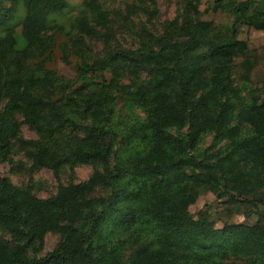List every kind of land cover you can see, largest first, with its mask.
Segmentation results:
<instances>
[{
	"label": "trees",
	"instance_id": "obj_1",
	"mask_svg": "<svg viewBox=\"0 0 264 264\" xmlns=\"http://www.w3.org/2000/svg\"><path fill=\"white\" fill-rule=\"evenodd\" d=\"M198 3L125 47L112 44L101 0H81L65 79L45 61L70 0H0V25L21 9L20 32L0 31V161L18 145L56 178L93 166L44 197L0 173V264H264V211L214 227L189 210L211 184L232 201L264 188V94L243 93L232 72L248 48L238 29L264 28V0H214L233 15L221 28ZM18 115L36 137L20 138ZM48 231L59 240L41 253Z\"/></svg>",
	"mask_w": 264,
	"mask_h": 264
},
{
	"label": "rangeland",
	"instance_id": "obj_2",
	"mask_svg": "<svg viewBox=\"0 0 264 264\" xmlns=\"http://www.w3.org/2000/svg\"><path fill=\"white\" fill-rule=\"evenodd\" d=\"M81 0H70L69 6L63 14L56 15L57 25L48 29L47 33L54 36L52 50L46 59L47 66L54 68L65 79H71L75 75V64L78 57L69 47L68 32H71V22L78 14ZM198 17L208 19L217 28L230 24L233 18L231 12L216 7L214 0H198ZM102 5L109 11L111 21L109 31L112 34V44L125 47H135L141 41V28L145 27L153 33H160L164 26L178 16L184 7V0H101ZM11 27L16 32L21 29V9L19 16L0 25V31ZM237 35L247 42L248 48L245 54L238 55L233 61V77L236 84L241 85L243 93L254 92L264 94V28H255L240 25ZM97 52L102 48L100 40L87 39ZM251 62L248 74H245L243 60ZM143 75V73H142ZM126 79V77L124 78ZM138 113L143 112L136 109ZM19 136L22 139L36 137L35 130L23 121L20 115ZM213 133L204 132L199 139V146H208L212 141ZM10 159L0 161V173L11 179L16 184L28 185L37 196H48L54 193L59 183L70 180L79 181L85 179L93 169L88 163L76 164L72 170L65 167L58 178L48 167H31V161L23 149L14 146L9 155ZM189 210L198 217L200 214L206 217L209 225L220 227L225 222L254 223L259 212L264 211V188L255 196L238 195L237 201H232L222 194L216 185L211 184L203 189L195 201L189 204ZM59 240V234L48 231L45 233L40 252L43 253L55 246ZM81 240V238H80ZM236 262L240 260L231 258Z\"/></svg>",
	"mask_w": 264,
	"mask_h": 264
}]
</instances>
